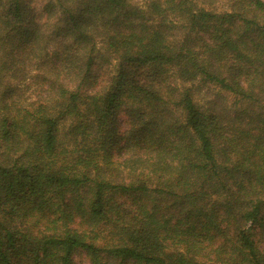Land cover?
<instances>
[{
	"label": "trees",
	"instance_id": "obj_1",
	"mask_svg": "<svg viewBox=\"0 0 264 264\" xmlns=\"http://www.w3.org/2000/svg\"><path fill=\"white\" fill-rule=\"evenodd\" d=\"M41 1L0 0V264H264V0Z\"/></svg>",
	"mask_w": 264,
	"mask_h": 264
},
{
	"label": "rangeland",
	"instance_id": "obj_2",
	"mask_svg": "<svg viewBox=\"0 0 264 264\" xmlns=\"http://www.w3.org/2000/svg\"><path fill=\"white\" fill-rule=\"evenodd\" d=\"M136 1L139 2L140 0H136ZM33 3H34V6L35 7L40 8L42 1L41 0H34ZM106 66H107V64H105V67ZM39 73H43V71L42 70H39L37 67L35 69L30 70L29 71V74H28L27 81L28 80H31L32 82L33 81H36L37 82L38 79H39V77H38V74ZM0 79L2 80V83L7 81V78H3L1 76H0ZM14 81L15 80H12L11 82H14ZM39 81L36 83V85H38L37 89H33V87H32V88H30L27 91L26 101L24 103H27L28 101H32L33 99L40 98L42 89H44L46 87L45 86L46 85V82H45V80L44 81L41 80L40 82ZM0 90L2 91L1 88H0ZM1 91H0V94L2 93ZM208 95L210 97L211 95H213V93H211L210 90L204 88V90H202L200 92L199 98L201 99V97H202V100H203L204 97H207L208 98ZM231 100H232V98H231ZM227 103L230 104V99L227 100ZM127 110H128L127 107L124 106L120 110V112H119L117 126H118V128L120 130H123L125 128L126 121L129 119V115H128V111ZM73 259H74V262L76 264H89L88 258L86 256L85 252L82 251V250H79V251L76 250V251H74V253H73Z\"/></svg>",
	"mask_w": 264,
	"mask_h": 264
}]
</instances>
